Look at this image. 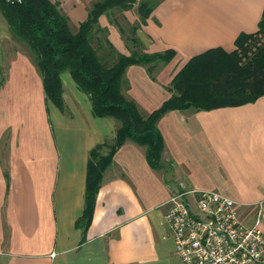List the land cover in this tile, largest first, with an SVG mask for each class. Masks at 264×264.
Listing matches in <instances>:
<instances>
[{"label": "crops", "instance_id": "obj_1", "mask_svg": "<svg viewBox=\"0 0 264 264\" xmlns=\"http://www.w3.org/2000/svg\"><path fill=\"white\" fill-rule=\"evenodd\" d=\"M50 1L77 29L98 0ZM263 14L264 0H159L144 21L136 5L102 14L99 25L124 55L173 52L152 73L144 65L126 69L124 93L149 115L172 97L191 59L234 51L241 34L258 31ZM118 23L127 33L138 27V46ZM62 80L63 110L47 100L28 56L12 60L0 87V264H183L166 220V202L180 186L218 191L243 204L245 216L264 201L263 95L238 106L167 112L158 122L162 159L176 178L152 168L146 148L127 141L104 171L86 220L90 152L113 142L120 122L96 117L69 72Z\"/></svg>", "mask_w": 264, "mask_h": 264}, {"label": "trees", "instance_id": "obj_2", "mask_svg": "<svg viewBox=\"0 0 264 264\" xmlns=\"http://www.w3.org/2000/svg\"><path fill=\"white\" fill-rule=\"evenodd\" d=\"M158 3L159 0H98L91 7L87 21L74 30L67 15L50 0H0V11L10 31L33 55L31 59L42 76L47 100L64 109L62 74L69 72L79 89L90 97L96 117L120 122L113 142L99 144L90 152L83 214L86 220L93 214L104 171L125 142L145 147L152 168L167 169V174L173 169L172 164L163 162L165 142L158 128L160 118L167 112L238 106L255 102L264 95L263 14L258 31L241 34L234 51L211 49L191 59L175 77L172 97L158 110L143 114L138 104L124 93L129 86L126 69L134 64L144 65L152 73L155 63L168 62L173 52L148 54L133 50L131 55H124L108 40L106 31L99 25V17L137 5L144 21ZM118 26L127 40L138 46V27L132 26L128 34L125 27L119 23ZM99 33L104 35L103 39L96 38Z\"/></svg>", "mask_w": 264, "mask_h": 264}, {"label": "built area", "instance_id": "obj_3", "mask_svg": "<svg viewBox=\"0 0 264 264\" xmlns=\"http://www.w3.org/2000/svg\"><path fill=\"white\" fill-rule=\"evenodd\" d=\"M166 205L169 237L183 264H264V201L250 216L214 190L176 193Z\"/></svg>", "mask_w": 264, "mask_h": 264}, {"label": "rangeland", "instance_id": "obj_4", "mask_svg": "<svg viewBox=\"0 0 264 264\" xmlns=\"http://www.w3.org/2000/svg\"><path fill=\"white\" fill-rule=\"evenodd\" d=\"M71 26L75 30V27L72 24ZM98 36L103 39L104 35L99 33L96 35V38H98ZM19 56H28L33 58L28 46L18 40L10 31L9 26L0 11V87L7 81L12 60ZM12 80L16 83L17 77L12 78ZM171 173L172 171L169 172V177L174 180L176 176H172ZM189 190L190 189L185 186H180L176 193H186Z\"/></svg>", "mask_w": 264, "mask_h": 264}]
</instances>
